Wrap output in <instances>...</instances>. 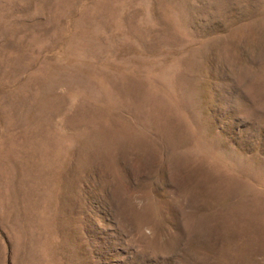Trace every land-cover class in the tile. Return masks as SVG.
Here are the masks:
<instances>
[{"label": "rangeland", "instance_id": "rangeland-1", "mask_svg": "<svg viewBox=\"0 0 264 264\" xmlns=\"http://www.w3.org/2000/svg\"><path fill=\"white\" fill-rule=\"evenodd\" d=\"M0 264H264V0H0Z\"/></svg>", "mask_w": 264, "mask_h": 264}]
</instances>
